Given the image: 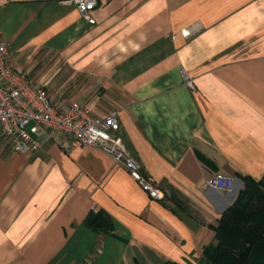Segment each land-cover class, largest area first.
Masks as SVG:
<instances>
[{
  "label": "crops",
  "instance_id": "obj_1",
  "mask_svg": "<svg viewBox=\"0 0 264 264\" xmlns=\"http://www.w3.org/2000/svg\"><path fill=\"white\" fill-rule=\"evenodd\" d=\"M92 16L0 0L8 63L60 111L117 112L165 199L98 148L41 137L19 154L0 128V264H206L243 179L264 178V0H99ZM216 174L231 193L205 187ZM91 213L104 215L94 229Z\"/></svg>",
  "mask_w": 264,
  "mask_h": 264
},
{
  "label": "built area",
  "instance_id": "obj_2",
  "mask_svg": "<svg viewBox=\"0 0 264 264\" xmlns=\"http://www.w3.org/2000/svg\"><path fill=\"white\" fill-rule=\"evenodd\" d=\"M82 18L90 25L96 20L92 14L99 0H72ZM194 30H182L184 39ZM177 35L172 38L176 39ZM9 49L0 29V128L4 141L15 153L34 154L41 146V137L56 139L71 137L83 146L98 148L125 166L131 179L153 200L163 201L164 193L155 181L142 171L131 156L123 139L117 135L121 126L117 112L98 118L80 104L73 103L66 110H58L51 102L45 87L30 83L27 76L15 71L8 63ZM191 86L192 83L188 81ZM38 136L39 139H35ZM235 179L216 174L205 184L208 189L231 193Z\"/></svg>",
  "mask_w": 264,
  "mask_h": 264
},
{
  "label": "trees",
  "instance_id": "obj_3",
  "mask_svg": "<svg viewBox=\"0 0 264 264\" xmlns=\"http://www.w3.org/2000/svg\"><path fill=\"white\" fill-rule=\"evenodd\" d=\"M263 180L243 179L244 190L215 228L216 244L205 250L206 264H264V193L260 191ZM256 199L263 205L260 210V205L252 206ZM103 216L102 213L97 217L91 213L87 226L96 228ZM235 241H238L239 247L234 245Z\"/></svg>",
  "mask_w": 264,
  "mask_h": 264
},
{
  "label": "rangeland",
  "instance_id": "obj_4",
  "mask_svg": "<svg viewBox=\"0 0 264 264\" xmlns=\"http://www.w3.org/2000/svg\"><path fill=\"white\" fill-rule=\"evenodd\" d=\"M260 191H261V193L263 194L264 193V180H263V182H262V185H261V189H260ZM257 201L256 202H252V206L254 205V206H257V205H260V208H259V210L261 209V207L263 206L260 202H259V200L258 199H256ZM245 208V207H244ZM259 210H257V211H259ZM256 211V212H257ZM223 238V237H222ZM222 238L220 239V240H222ZM226 240V239H225ZM234 245L235 246H237V247H239L238 245V241H235L234 242Z\"/></svg>",
  "mask_w": 264,
  "mask_h": 264
}]
</instances>
